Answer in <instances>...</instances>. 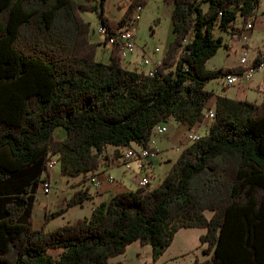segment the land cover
Instances as JSON below:
<instances>
[{
    "label": "trees",
    "instance_id": "trees-1",
    "mask_svg": "<svg viewBox=\"0 0 264 264\" xmlns=\"http://www.w3.org/2000/svg\"><path fill=\"white\" fill-rule=\"evenodd\" d=\"M106 2L0 0V264H125L114 259L135 242L150 245L156 262L181 229L193 228L206 229V258L192 264H264V91L260 103L217 95L208 132L157 186L117 193L52 230L34 226L51 158L63 176L91 181L121 148L148 147L157 125L203 122L214 97L207 84L245 70L207 61L228 48L224 34L242 40L262 0H165L173 34L153 75L124 64L118 46L109 61L97 58L100 43L82 12L96 13L107 45L148 0H131L119 19ZM91 198L89 188L76 190L46 222Z\"/></svg>",
    "mask_w": 264,
    "mask_h": 264
},
{
    "label": "rangeland",
    "instance_id": "rangeland-1",
    "mask_svg": "<svg viewBox=\"0 0 264 264\" xmlns=\"http://www.w3.org/2000/svg\"><path fill=\"white\" fill-rule=\"evenodd\" d=\"M130 0H117L114 1V10L111 12L113 18H118L122 14L123 8L126 9ZM111 0H108L110 3ZM120 5L119 6H117ZM172 6L167 4L165 0H148L146 6L143 9L136 11V18L138 19V24L136 26V50L133 54L127 56V59L123 60L124 64L128 67L133 68L135 64H140L141 68L144 70L149 69V65H144L141 63L143 60V55L155 60L161 57L172 38V17H171ZM259 14H264V0L260 5ZM82 15L85 20L89 21L92 25V34L91 38L93 41L100 43L97 52V58L101 61L107 62L110 58L111 49L104 44V36L99 32V20L95 12L84 11ZM224 42L228 44V48L222 46L215 56L210 58L207 61V68L218 69L226 66H235L240 63L243 53L247 52L248 63H252L256 55L260 52L264 53V33L260 31H255L251 40L246 41L249 45V48H246L244 41L231 37L230 35L224 34ZM244 44V45H243ZM159 48V51L155 49ZM261 50V51H259ZM264 66L262 70L256 71L250 83L260 82L264 86ZM223 77L214 79L207 84V89L212 90L214 94L222 92L221 82ZM252 101L260 103L263 100V92L252 90L250 95ZM175 120H170L167 123H164L166 127H172L176 125ZM208 130L202 128L200 130L201 135L206 134ZM166 133L163 134H153V140L156 141V147L159 150H162L160 155H164L171 160H174L179 157V150L175 145L170 143L166 138ZM55 136L57 138H63L66 136V130L63 127H58L55 130ZM191 142H187V144ZM186 146L182 145V148ZM180 149V148H179ZM164 160V159H162ZM169 164H166L165 161L163 164L157 167L153 182H157L162 179L166 168ZM60 164L57 163L53 170V176H51V190L49 193L40 192L38 195V201L35 206V219H41L45 207L49 211H55L59 208V203L62 201L61 193L58 192L57 184L59 183V173H60ZM123 168H117L114 170V175L120 179H124V184L131 188L135 189L136 184H134L129 175L122 176ZM57 181V182H56ZM67 196H70L68 191ZM91 204H85L82 208H77L73 218L84 217L90 212ZM210 215V213H208ZM64 222L62 217H55L50 220L48 223V229H55V226L58 223ZM205 231L202 228H193V229H182L181 232L177 235L173 245L158 261H154L151 257L152 247L150 245L140 247L139 244H131L128 246L126 252L116 259L124 262L125 264H192L196 255L202 257V253L196 248L201 244L199 236L201 232ZM186 236V239H185ZM60 249H52L51 254L57 256Z\"/></svg>",
    "mask_w": 264,
    "mask_h": 264
},
{
    "label": "crops",
    "instance_id": "crops-1",
    "mask_svg": "<svg viewBox=\"0 0 264 264\" xmlns=\"http://www.w3.org/2000/svg\"><path fill=\"white\" fill-rule=\"evenodd\" d=\"M78 1L81 2V3L82 2L83 3L86 2V0H78ZM114 1L115 0H111V2L108 3V0H107L106 5H105L106 13L111 18H113V16H111V12L114 10V6H115L114 5ZM117 3H118V0H117ZM117 6L120 7V5H118V4H117ZM124 11H125V8H123V11H122V14L120 15V17L123 15ZM171 11H172V9H171ZM120 17L114 18V19H119ZM255 31H260V32L264 33V14H259L258 13V17H257L256 22L254 23L253 30L248 32L249 40L252 39L253 34H254ZM244 44H248V43L246 42ZM259 51H261V50H259ZM143 56H145V55H143ZM163 56H164V54L161 57H159V58H157L155 60H152V61L159 62V61H161L163 59ZM236 65H238V64H236ZM226 67H232V66H226ZM263 78H264V74H263ZM221 85H222V92H219L218 94H214V97L209 102L208 108L215 109V102H216V96L217 95H226V96H228L230 98H234V99H237V100H250V101H252V99L250 98L252 90L262 91V92L264 91V86L260 82L249 83L247 87H242V86H238V85H225L223 83H221ZM209 122H210V119H208L206 117L203 122L196 124L192 129H188L185 125H183L181 123H176L175 126L167 127L166 138H167V140L170 141V143L175 145V147L178 148L179 153H181L182 150L189 145V143L187 144V142H189L188 139H187V134L190 131L191 132H197L199 134L200 130L202 128L208 130ZM199 135H201V134H199ZM153 141L154 142L151 145V147H152V149L154 151L153 152V156L150 158L149 161H147L146 167L144 168V170L141 171L142 173H147L148 174L149 179H150V188H153V187L157 186L159 183H161V181L166 176L167 172L170 170L173 162L177 160V158L174 159V160H171L170 158H168V157H166L164 155H160L162 150H159L156 147V144H157L156 141L155 140H153ZM185 144H186V146H184L182 148V145H185ZM115 149L116 148L113 147V146L108 147L107 150H106V154L112 158L113 157L112 155H113ZM162 159H164V160H162ZM164 161H165L166 164H169V165L167 166L166 172L164 173L162 179H160L157 182V184H155L153 182V179H154V176H155L156 169H157L158 166L163 164ZM121 167L123 168L122 176L124 177V176L129 175L131 181L134 184H136L135 189H131V188L127 187L124 184V179L123 178L118 179L114 175V170L117 169V168H121ZM133 169L134 170L127 171L117 159H113L112 158V160L109 162V164L102 166L99 169V171L95 174L97 176L98 180H99V184L98 185L94 184L89 179L88 180L86 178L82 179L81 176H78V177L63 176L61 174V172H60L59 173V180L60 181L57 184V187H58L57 189H58V192L61 193L62 201L59 203V208L58 209L63 208L66 205L67 201L75 193V191L80 189V188H82V187L89 188V192L92 195V198L89 199V200H86L82 205H78V206H74V207L69 208L67 210V212H65L64 214L58 216L57 218L62 217L64 219V222L58 223L55 226V228H58V227L63 226V225H66L68 223H72L75 220H77L79 218H82V217L73 218V216L75 214V210L77 208H79V207L80 208L84 207L85 204H91L90 212L86 216H84V217H89L91 215L93 209L97 205H99L101 203L109 202L113 198V196L116 195L117 193L136 190L139 187V185H138L139 169H138L136 163L133 164ZM53 170L51 171V176H53V173H52ZM111 177H112L113 181L109 180ZM68 191L70 192V196L69 197L66 194ZM37 201H38V199H37ZM36 203H35V206H36ZM47 211H48V209H47V206H46L45 209H44L43 216L41 217V219H37L36 220L35 219V207H34V226L36 228H40L42 226H45V228L47 230H50V229H48V223L49 222H46V220H45V214H46ZM71 215H73V216H71ZM202 229H204V228H202ZM181 230L176 234V237L181 232ZM205 232H206V229H205V231L201 232L200 236L202 234H204ZM200 236H199V239H200ZM176 237H175V239H176ZM175 239H174V241H175ZM185 239H186V236H185ZM174 241H173V243H174ZM173 243H172V245H173ZM133 244H139L140 247H143L139 242H135ZM145 246H147V245H145ZM171 246L164 253V255L167 254V252L169 251ZM204 246L205 245L200 244L196 249L202 253V249L204 248ZM151 257H152V254H151ZM197 257L200 258V259H205L206 258V256L204 254L202 255V257H199L198 255H196V258ZM116 258L114 259V261H120V260H117ZM152 259H153V257H152Z\"/></svg>",
    "mask_w": 264,
    "mask_h": 264
},
{
    "label": "built area",
    "instance_id": "built-area-1",
    "mask_svg": "<svg viewBox=\"0 0 264 264\" xmlns=\"http://www.w3.org/2000/svg\"><path fill=\"white\" fill-rule=\"evenodd\" d=\"M138 24V19L135 17L128 23L125 27L120 29L116 34H113L108 40H107V46L109 48H113L114 46H118L122 60L127 59V56L130 54H133L136 50V26ZM254 28V24L249 23L246 27L245 32L243 33L242 40L246 43V41L249 40L248 32L252 31ZM99 32L101 35L105 36L107 34L106 27L99 26ZM156 51H159V48L155 49ZM256 57L262 58V55L258 53ZM255 57V58H256ZM254 58V59H255ZM124 62V61H123ZM144 65H149L148 73L150 75H153L156 67L159 62H154L150 58L143 56V60L141 61ZM239 65H242L245 67V70L240 73H230L225 76H223V81L221 83L225 85H238L242 87H247L250 81L252 80L254 73L256 71L262 70L264 64L256 66L254 63V60L252 63H248L247 60V52L245 51L243 53V56L241 57ZM215 115V109L209 108L206 112V117L208 119H212ZM167 131V127L165 124H159L154 128V133L157 134H163ZM200 135L197 132H189L187 134V139L190 142L196 141L199 139ZM153 139L151 140V143L148 147H125L121 148V154L119 158L117 159L122 166L127 170L131 171L133 169V164L136 163L137 167L139 169V176H138V185L139 187H146L150 184V179L147 173H142L141 171L144 170L146 167L147 161L150 160V158L153 156V149L151 145L153 144ZM58 163V158L53 157L49 160L47 166L51 173V171L54 169L55 165ZM110 181H113L112 177L109 179ZM91 181L98 185L99 180L96 175L92 176ZM52 182H51V176L49 178H45L44 183L41 185V191L43 193H49L51 190Z\"/></svg>",
    "mask_w": 264,
    "mask_h": 264
}]
</instances>
